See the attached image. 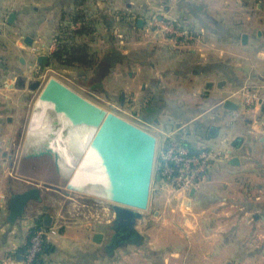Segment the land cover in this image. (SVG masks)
I'll return each instance as SVG.
<instances>
[{
	"label": "crops",
	"instance_id": "obj_1",
	"mask_svg": "<svg viewBox=\"0 0 264 264\" xmlns=\"http://www.w3.org/2000/svg\"><path fill=\"white\" fill-rule=\"evenodd\" d=\"M76 2L0 0V24L8 25L12 32L10 52L47 47L62 26L67 30L80 27L82 22L72 21ZM82 7L88 12L85 25L94 32L76 39H86L94 51L101 48L100 62L105 67L100 78L88 82L87 89L94 94L97 91L92 87L100 85L99 94L121 103L132 93L138 96V90L144 96L148 85L139 83L138 74L124 76L123 66L132 49L129 43L117 47L112 33L120 26L123 32L131 27V17L123 15L142 19L141 26L137 25L141 32L155 22L186 23L176 27L181 29L179 34L166 38L155 30L151 46L135 49L139 54L149 50L150 56L163 59L165 65H179L172 73L187 89L182 98L175 96L164 103L157 98L159 89L154 81L153 94L146 98L149 101L141 116L144 121L157 122L166 102H174L181 108L171 112L175 127L165 135H184L193 151L211 148L221 151V156L214 161L207 180L193 190H175L166 181H158L155 174L149 210L135 223L136 241L116 242L111 205L100 204V211L89 217L63 214L49 198L51 187L44 186L51 182L35 176V162L18 159L14 164L10 160L6 152L13 146V130L6 126L12 118L5 111L3 97L8 95H0V158H5L10 169L0 178V257L15 254L20 261L35 227L56 226L57 234L44 240L48 248L37 260L41 264H264V105L244 106L233 97L244 86L264 87V0H86ZM97 32L99 40L91 41ZM114 53L119 55L116 61ZM143 60L134 62L140 71L151 72ZM157 71L165 76L162 67ZM27 83H17L19 90ZM12 87L0 78V93ZM195 87L203 90V107L192 112L188 105L196 102L192 97ZM27 98L28 94H23L22 102ZM226 99L235 103L236 109L224 108ZM156 124L161 127L163 123ZM211 127H217L214 136L209 135ZM162 142L163 137L158 148ZM233 158H237L234 163ZM30 187L40 189V198L29 200L22 215L11 221V197ZM45 216L50 217L49 225L44 223ZM98 233L101 236L97 238Z\"/></svg>",
	"mask_w": 264,
	"mask_h": 264
},
{
	"label": "rangeland",
	"instance_id": "obj_2",
	"mask_svg": "<svg viewBox=\"0 0 264 264\" xmlns=\"http://www.w3.org/2000/svg\"><path fill=\"white\" fill-rule=\"evenodd\" d=\"M90 9V8H89ZM126 12V11H125ZM88 13V12H87ZM94 13V12H93ZM123 14V13H122ZM127 18H130L129 24H131V27L128 31H122L121 26L117 27L119 29H113V39L116 42V46L119 48H122V46H126L127 43L130 50L128 53L129 60L127 63H124L123 69L125 72L124 76H134L135 74L137 76L139 83L143 82L144 84H148L146 87L144 86L145 92L144 96L141 94V90H138V96H134L132 94L128 95L127 98L123 99L122 103L119 100H110L103 97L102 94L98 93V90L100 89L99 86H95L94 91H97V93H91L90 90L87 89L88 81L93 74V70H84L81 68H64L59 65L58 62H52L51 54L57 49V46L59 45L60 39L66 36L67 32V26L65 25L66 29L62 26L61 29L54 34V37L51 38V42L47 47L39 48V45L37 47H32L31 50H22L20 52H10V47H12V38H11V31L10 28L7 27L6 24H0L3 29H0V78L5 79V83H10L12 85V89H3L0 93V95H8L7 98L3 97L7 101V111L6 115H9V117L12 118V123L9 126H6L10 128V130H13L11 133L13 140V146L9 149L7 155H11V161L14 162V164L19 160H23L22 156L26 154L28 151H30L31 146L37 147L39 142L33 139H29L28 141V134H29V127H30V120L33 115V104L45 84V82L48 80L49 77H55L56 79L60 80L88 100L96 103L97 105L101 106L102 108L106 109L108 112L113 113L120 118L124 119L125 121L141 128L142 130H145L146 132L152 134L156 138V144L155 148L157 147V144H159V141L162 137H171L170 135H165L166 130H172L174 129L175 125L171 122V112L175 111L176 109H180L179 105L174 104V102H166L165 109L162 111V113L157 117V122L152 121H145L144 118L141 116L143 113L144 107L146 106V103L149 101V99H146L147 97L151 98V95L153 94L152 85L154 81L157 83L158 87V93L159 95L157 98H161L162 101H167L169 99H172L173 97L182 98L183 94L186 92V88L181 86L180 83L177 82L176 77H174V71L172 73V69L175 67L179 68V65L170 64L165 65L163 63V59H160L158 57L150 56V51H146V54H139V52H135V49L137 47L141 48V46H151L150 42L154 41V37L152 33L156 30L157 32H161L164 35V38L166 36H172L175 35V33H171L170 31L165 30L163 28L164 24L159 25L157 22L152 23L144 32H141L137 28V21L138 16H128L126 13L123 15ZM140 19V18H139ZM142 20V19H141ZM75 23V22H74ZM149 25V24H148ZM168 25L173 26L172 28L182 27L181 25H186V23H181V25H174L172 23H168ZM0 26V27H1ZM82 25H80L81 27ZM80 27L76 29L69 28L70 30H77ZM178 29V28H177ZM180 29V28H179ZM181 30V29H180ZM92 31L91 33H93ZM100 33V32H99ZM98 32L93 34L91 41L93 40H99V34ZM120 35V36H118ZM181 37V35H177ZM125 37L127 38L125 40ZM137 40H141L142 44L137 43ZM122 41V42H120ZM122 43V44H121ZM102 43H99L97 46H101ZM5 46V48H4ZM52 46V50L49 48ZM9 47V50H8ZM91 47V46H90ZM92 49V47H91ZM101 48H98L97 50H93L92 52L94 56L96 57V60H100L101 55ZM139 51V50H138ZM27 52V53H26ZM97 52V53H96ZM50 55L47 64H42L38 61V57L40 55ZM137 56V57H136ZM140 58H144L143 63L148 66L147 68L152 69L151 72H142L138 68V63L135 64L134 59L138 61ZM29 66V67H28ZM162 67V69L165 71V76L162 75L160 71H157V68ZM7 70L4 72V69ZM126 69V70H125ZM105 67L101 66L100 72L104 71ZM3 72V73H2ZM137 72V73H136ZM98 75V74H93ZM118 75V74H117ZM182 76V74H180ZM6 79H11V81L8 82ZM96 80V77H93V82ZM20 81L28 82L23 90H19L17 83ZM35 81L38 82V86L35 89H31V84ZM91 81V82H92ZM116 81L113 82L112 85L116 84ZM90 83V82H89ZM194 90V94H192L193 98H196V102L191 103L188 105L189 108H191L192 112H196L197 110H200L201 107H203V104H201V97L203 94V90L199 87L192 88ZM90 91V93H89ZM120 91V90H119ZM119 91L115 92V96L119 94ZM27 95L28 98L27 101L22 102V95ZM233 97H237L233 95ZM239 99V98H236ZM147 100V101H146ZM175 101V100H174ZM182 106V105H180ZM163 123L161 127H158L156 123ZM170 122V123H169ZM171 126V127H170ZM175 136V135H174ZM197 136H200L199 134ZM175 138L178 140H185L184 135H176ZM11 140V142H12ZM89 148V147H88ZM87 152V150H86ZM85 152V153H86ZM85 153L80 159V161L75 166V155L68 156L66 161L60 165L59 167V173L54 168V162L53 159L50 157L44 158H36L37 162V169H34L35 176L37 178H41L44 181L51 182L52 185L55 187L49 188L50 191L49 194H52V196H49L50 199H53L58 209L62 211L63 214H72V217L74 216H84L89 217L91 214H95L96 212H99L101 207L100 204H105L106 206L111 205V212L112 215H114L113 212V205L116 203L112 201L111 199H107L101 196H96L94 194H100V192L97 189L96 186V177L98 176V173L96 171V168L89 167V170H86V161ZM5 158H0V178L2 179V176H7V172L10 171L8 169L7 162H3ZM155 159V157H154ZM87 162L88 159H87ZM10 166V165H9ZM47 168V172L43 171V168ZM155 165H153V171H152V177H151V183H150V191L151 186L154 184L155 180ZM40 169V171H39ZM40 173H38V172ZM43 171V172H42ZM43 173V174H42ZM46 173V175H44ZM44 175V176H43ZM68 182L70 183L68 186ZM2 185V182H1ZM101 195V194H100ZM149 198H148V204L146 209L144 210H137L141 214L145 213L147 210H149Z\"/></svg>",
	"mask_w": 264,
	"mask_h": 264
},
{
	"label": "water",
	"instance_id": "obj_3",
	"mask_svg": "<svg viewBox=\"0 0 264 264\" xmlns=\"http://www.w3.org/2000/svg\"><path fill=\"white\" fill-rule=\"evenodd\" d=\"M137 24L141 26L142 20L138 19ZM48 60L47 55L38 57V61L42 64H47ZM37 86L38 82L35 81L31 84V89ZM223 107L236 109L237 105L226 99ZM32 109L33 113L40 109L45 110L46 119L52 131L48 133L47 140L39 143L37 147H31L22 158L34 161L35 166L33 167L37 169L36 158L50 157L54 161L55 170L59 173L58 154L48 143L54 136V132L62 130L63 135L67 136L74 128H86L93 131L90 145L97 147L99 154L102 155V161L107 167L112 184L113 198L111 200L116 203L112 207L114 219L111 227L115 228L120 240L136 241L135 223L141 216L137 210L146 209L148 204L155 157V136L108 112L55 77H49L45 82ZM216 130L217 127H211L209 135L214 136ZM236 161L237 158L232 159V163ZM156 179L161 180L158 175ZM163 180L166 181V179ZM44 186L55 187L48 183H44ZM39 198L40 189L37 187H30L23 192L15 193L8 207L9 219L13 221L21 216L27 202ZM44 223L49 225L50 217L45 216ZM100 236L99 233L95 235L97 238ZM35 264L41 263L36 262Z\"/></svg>",
	"mask_w": 264,
	"mask_h": 264
},
{
	"label": "built area",
	"instance_id": "obj_4",
	"mask_svg": "<svg viewBox=\"0 0 264 264\" xmlns=\"http://www.w3.org/2000/svg\"><path fill=\"white\" fill-rule=\"evenodd\" d=\"M172 27L168 24L163 26L165 30L179 34L180 30ZM49 49L52 50V46ZM262 89L264 87L244 86L237 89L234 95L244 106H263L264 90ZM220 156L219 150L201 148L193 151L186 141L163 137L161 147L155 148V174L160 176L161 180L166 179L173 189L189 191L207 180L214 161ZM57 232L56 226L35 227L28 246L21 254V260L19 261L15 254H10L0 257V264H35L40 256L43 241Z\"/></svg>",
	"mask_w": 264,
	"mask_h": 264
},
{
	"label": "bare ground",
	"instance_id": "obj_5",
	"mask_svg": "<svg viewBox=\"0 0 264 264\" xmlns=\"http://www.w3.org/2000/svg\"><path fill=\"white\" fill-rule=\"evenodd\" d=\"M51 131V127L48 123V120L46 119L45 110L40 109L36 113H33L30 121L28 141L29 139H33L34 141L37 140L39 143H41L48 139V133ZM53 135L54 136L52 137V139L50 138L48 143L51 148L58 154L57 163L60 165V167L66 161L67 157H70L71 155H75L76 166L87 150L84 157L86 166L96 168L98 175L102 176L104 179L102 182V180L98 177V181L103 183V187L101 188L102 192H100V194L107 197L108 199H112V184L107 171V167L102 161V155L99 154L98 148L92 147L90 145L91 139L93 137V131L86 128H74L68 133L67 136L63 135L62 130L54 132ZM87 159L89 162H87ZM47 168L48 167H46L45 171L43 168V171L47 172ZM44 175H46V173ZM186 206L188 207V204H186Z\"/></svg>",
	"mask_w": 264,
	"mask_h": 264
},
{
	"label": "trees",
	"instance_id": "obj_6",
	"mask_svg": "<svg viewBox=\"0 0 264 264\" xmlns=\"http://www.w3.org/2000/svg\"><path fill=\"white\" fill-rule=\"evenodd\" d=\"M86 3V0H77L76 5L78 8L73 12L72 21L73 22H82V26L75 30L65 29L67 32L65 33L66 36L62 39L58 40L59 45L57 46V49L51 54L52 62H58L60 66L66 67V68H81L84 70H93V77L98 76L99 78L104 73V71L100 72L101 66H103V63L100 62V60H96V57L94 56L91 47L89 46L88 42L84 38L76 39L78 36L85 35L87 36L90 34L91 27L88 25H85V19L87 17V12L85 10V7H82ZM118 53H114L112 59L117 60ZM93 77L89 79L88 82H90ZM92 89H95V86L92 87ZM42 225V222H41ZM33 230L30 232V236L32 235ZM30 239V238H29ZM30 241V240H29ZM29 242L25 246V248L28 246ZM24 248V250H25ZM48 248L46 242L44 241L42 243V250L41 253H44L45 250ZM39 260V259H38Z\"/></svg>",
	"mask_w": 264,
	"mask_h": 264
},
{
	"label": "flooded vegetation",
	"instance_id": "obj_7",
	"mask_svg": "<svg viewBox=\"0 0 264 264\" xmlns=\"http://www.w3.org/2000/svg\"><path fill=\"white\" fill-rule=\"evenodd\" d=\"M98 177L102 180V182H103V177L102 176H100V175H98L97 177H96V186H97V189H98V191L99 192H102V187H103V183L102 182H99L98 181ZM112 228V227H111ZM112 230H113V234H112V236H113V238H114V240H120V236L118 235V234H116L117 233V231L115 230V228H112ZM120 233V232H119ZM122 233V232H121ZM120 233V234H121Z\"/></svg>",
	"mask_w": 264,
	"mask_h": 264
}]
</instances>
